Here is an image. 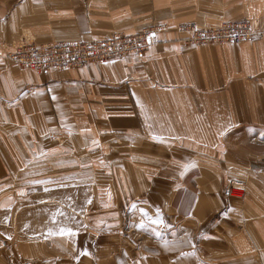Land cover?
<instances>
[{"label":"crops","instance_id":"1","mask_svg":"<svg viewBox=\"0 0 264 264\" xmlns=\"http://www.w3.org/2000/svg\"><path fill=\"white\" fill-rule=\"evenodd\" d=\"M244 20L258 28L239 44L177 30ZM150 27L141 56L40 72L6 57L21 40ZM36 173L89 187L97 219L141 210L163 238L144 264H264V0H0V189ZM227 177L245 180L242 200ZM64 204L87 220L86 198Z\"/></svg>","mask_w":264,"mask_h":264},{"label":"rangeland","instance_id":"2","mask_svg":"<svg viewBox=\"0 0 264 264\" xmlns=\"http://www.w3.org/2000/svg\"><path fill=\"white\" fill-rule=\"evenodd\" d=\"M51 178L36 173L28 180H9L8 189H0V264H144L146 248L163 239L154 235V226L153 235L146 234L149 221L135 206L125 205L120 220H106L112 215L97 219L89 187L79 188L78 180H72L71 187L63 189ZM229 179L243 180L246 194L244 179L227 177L223 195L242 200L245 194L237 199L225 193ZM70 197L77 200L72 208L87 199V220L76 219L75 211L64 204Z\"/></svg>","mask_w":264,"mask_h":264},{"label":"built area","instance_id":"3","mask_svg":"<svg viewBox=\"0 0 264 264\" xmlns=\"http://www.w3.org/2000/svg\"><path fill=\"white\" fill-rule=\"evenodd\" d=\"M257 28L258 23L255 20H244L223 22L216 27H199L194 23L181 24L177 30L188 35L187 43L201 45L239 44L251 39ZM156 34L157 28L150 27L131 35L113 34L102 40H57L47 43L21 40L6 57L19 66L36 72L76 68L129 55L141 56L155 42ZM225 193L230 197L242 199L245 194L244 181L229 179Z\"/></svg>","mask_w":264,"mask_h":264}]
</instances>
